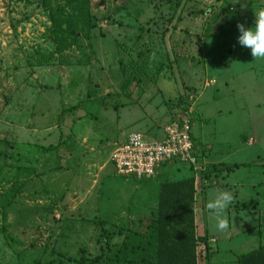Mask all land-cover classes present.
I'll return each instance as SVG.
<instances>
[{
  "label": "rangeland",
  "instance_id": "rangeland-1",
  "mask_svg": "<svg viewBox=\"0 0 264 264\" xmlns=\"http://www.w3.org/2000/svg\"><path fill=\"white\" fill-rule=\"evenodd\" d=\"M234 1L0 0V264H84L112 257L116 242L110 264H152L148 221L157 184L170 178L118 175L109 155L130 131L157 139L193 92L196 152L203 137L204 162L224 156L211 131L227 126L226 161L240 162L228 175L239 181L231 237L206 207L223 188L196 187L195 231L217 239L198 264H235L264 245V60L237 39V24L253 27L260 9L236 18ZM147 52L170 68L145 73ZM164 170L192 173L178 161Z\"/></svg>",
  "mask_w": 264,
  "mask_h": 264
},
{
  "label": "trees",
  "instance_id": "trees-1",
  "mask_svg": "<svg viewBox=\"0 0 264 264\" xmlns=\"http://www.w3.org/2000/svg\"><path fill=\"white\" fill-rule=\"evenodd\" d=\"M43 3L48 5L50 0H43ZM50 20L53 25H59V22L65 23L64 21L58 22L55 17H51ZM145 56H147L146 64H149L151 71H145L148 75L158 76L160 71L166 69L165 66L170 68L167 61L150 59L152 57L151 52L145 53ZM186 104L187 101L182 110L186 107ZM192 154L201 164L200 166L204 168V170L197 171L196 178L191 173L180 179H165L157 184L152 217L148 221L154 242L152 264H198L199 255L203 254L207 258L210 254L209 236L205 232L196 234L195 231L194 193L196 187L203 189L209 185H214L220 171L228 166L205 165L198 155L193 152ZM247 164H250V162H247ZM189 169L191 171V168ZM120 243L116 242L117 247L113 249L112 257L105 252L93 256L84 264H110L111 261H116ZM139 248L145 251L143 245H140ZM139 248H133L138 257L144 254V251L142 253L138 252ZM235 264H264V245L240 253L236 257Z\"/></svg>",
  "mask_w": 264,
  "mask_h": 264
},
{
  "label": "built area",
  "instance_id": "built-area-1",
  "mask_svg": "<svg viewBox=\"0 0 264 264\" xmlns=\"http://www.w3.org/2000/svg\"><path fill=\"white\" fill-rule=\"evenodd\" d=\"M212 82V79H207L204 85ZM195 98L194 92L189 94L186 107L178 117L163 125L159 139L145 137L138 131H130L123 141L114 145L109 160L115 173L139 180L148 179L154 176L156 169L163 163L178 161L191 168L196 178L197 171L204 168L192 154L190 114ZM209 241L213 239L210 238Z\"/></svg>",
  "mask_w": 264,
  "mask_h": 264
},
{
  "label": "crops",
  "instance_id": "crops-1",
  "mask_svg": "<svg viewBox=\"0 0 264 264\" xmlns=\"http://www.w3.org/2000/svg\"><path fill=\"white\" fill-rule=\"evenodd\" d=\"M235 2V1H234ZM238 4V6L241 8V13L238 14L236 16V18H239V17H244L245 14L246 15H249L251 16L252 15V12H247L246 11V8L249 7V8H252L256 10L258 9H264V0H238V2H236ZM259 7V8H258ZM231 6H228V9H230ZM255 10V11H256ZM254 12V10H253ZM248 13V14H247ZM255 14V12H254ZM252 15L251 17V21L254 20L255 21V15ZM254 23V22H252ZM232 31V30H230ZM214 82V80H213ZM212 82V83H213ZM210 83V84H212ZM171 118H174L173 116L169 117L167 120L169 121ZM162 128L161 127L160 129H157V130H154L153 131V137L154 138H157L159 139L161 136H162ZM228 127H224V128H218V129H212L211 131V135H212V140H211V143H216V144H219L220 146H222L223 148H225L224 150H226V154L222 157H218L217 159H215V161H211L209 163H206L203 161V157H202V154L203 152L207 149L206 148V145H205V142H204V139L203 137H199V144L201 146V153H197L196 150H195V147H194V144H195V139H194V135H193V132H192V122L190 120V136H191V141H192V152L195 154V155H198L200 157V159L202 160V162L205 164V165H210V164H217L219 166H225L227 165L228 167H226L225 169L221 170L220 171V174L218 175L217 179L220 178L221 179V184L217 183V179L215 180L216 183L214 184L215 186L217 187H220V188H226L227 190H231L232 187H234L235 185H238L239 184V181L238 180H234V181H229L228 180V175L229 173L232 172V169L233 168H238L237 164L240 163V162H235V161H226L228 160V158H230V156L233 154V151L232 150V147H231V136L228 135ZM203 150V151H202ZM173 162V161H172ZM172 162H166V163H163L162 165H160L157 169H156V172L154 174V176L148 178V179H144V180H151V179H155V177L157 176H160V177H168V178H172L171 176H169L170 174H168L169 172L164 170V168L168 165V164H171ZM243 163V165H248L247 162H241ZM229 166H231L229 168ZM138 180V179H137ZM147 181H144V182H147ZM235 183V184H234ZM223 185V187L221 186ZM219 188V189H220ZM204 189V188H203ZM202 189V190H203ZM197 234V232H196ZM208 235V234H207ZM233 234L231 231H227L225 233V237L228 238V237H231ZM209 238H212L213 241L217 240L216 239V236L213 235V234H210L208 235ZM134 251V250H133ZM142 251L144 250H139L138 252L139 253H142ZM127 253H130V251H127Z\"/></svg>",
  "mask_w": 264,
  "mask_h": 264
},
{
  "label": "clouds",
  "instance_id": "clouds-1",
  "mask_svg": "<svg viewBox=\"0 0 264 264\" xmlns=\"http://www.w3.org/2000/svg\"><path fill=\"white\" fill-rule=\"evenodd\" d=\"M238 0H235V3ZM239 30L238 43L242 47L250 49L253 59L264 60V9L255 13L253 27L246 28L244 24L238 23ZM155 54L150 59H155ZM235 202L233 193L227 189L213 190L210 193V199L207 202V209L210 213V219L215 221V230L226 232L229 229L230 222L227 215L229 205ZM234 221V217L232 218Z\"/></svg>",
  "mask_w": 264,
  "mask_h": 264
}]
</instances>
